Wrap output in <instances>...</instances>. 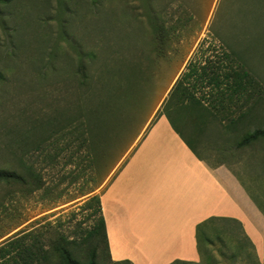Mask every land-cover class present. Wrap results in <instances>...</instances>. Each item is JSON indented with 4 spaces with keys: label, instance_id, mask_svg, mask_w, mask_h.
Masks as SVG:
<instances>
[{
    "label": "rangeland",
    "instance_id": "1",
    "mask_svg": "<svg viewBox=\"0 0 264 264\" xmlns=\"http://www.w3.org/2000/svg\"><path fill=\"white\" fill-rule=\"evenodd\" d=\"M159 23L170 32L166 58L154 48L151 26ZM192 69L204 84L182 82L214 116L182 109L179 118L167 103ZM235 73L252 88L227 90ZM212 77L221 88L208 84ZM163 108L211 165L229 166L264 207V138L237 146L264 129V0H0V169L21 174L31 164L46 187L28 195L0 184V228L19 225L0 246L33 233L47 254L34 264H60L52 251L59 238L84 259L96 219L85 202ZM106 151L104 161L120 159L97 187L89 165ZM208 239L198 264H264L227 220ZM96 259L113 264L101 241Z\"/></svg>",
    "mask_w": 264,
    "mask_h": 264
},
{
    "label": "crops",
    "instance_id": "2",
    "mask_svg": "<svg viewBox=\"0 0 264 264\" xmlns=\"http://www.w3.org/2000/svg\"><path fill=\"white\" fill-rule=\"evenodd\" d=\"M115 172L100 193L111 262L198 264L219 220L239 223L264 260V214L248 186L225 163L211 165L167 116L143 131Z\"/></svg>",
    "mask_w": 264,
    "mask_h": 264
},
{
    "label": "trees",
    "instance_id": "3",
    "mask_svg": "<svg viewBox=\"0 0 264 264\" xmlns=\"http://www.w3.org/2000/svg\"><path fill=\"white\" fill-rule=\"evenodd\" d=\"M153 33V42L154 48L158 55V57H165V50L168 46L169 34L162 24H155L151 26ZM205 74V73H203ZM190 78L193 79L194 84L203 83V75L198 73L196 69H192L191 73L188 75H184L175 85L170 93V97L167 99V103L172 100L173 109L175 111V115L179 118H182V109H190L191 112H197V118L202 114L199 112H204L206 116H214V113L208 107L202 104V101L196 99L195 94L191 91L190 83L184 84L182 82L183 79ZM226 80L231 79V75H226ZM247 75L245 73H235L232 75V84L228 85L227 90H231L233 94H238L239 92H245V84H248L250 88H252L253 83L251 79H248L247 83L245 79ZM208 84L215 89H219L222 87V81L218 78H210ZM165 108V105H164ZM161 115H166L167 111H164ZM172 110V109H171ZM200 114V115H199ZM244 115H242V118ZM168 118V117H167ZM169 119V118H168ZM196 119V117H195ZM171 121V120H170ZM172 123V122H171ZM173 124V123H172ZM264 138V129H256L246 135H244L240 142H238V148L249 146L252 143L257 142L260 139ZM47 142V141H45ZM40 150H44L42 145H39ZM60 150H62L60 148ZM109 152L106 151L101 155V163L94 156L91 157V162L89 167L92 168L95 174L97 187H100L105 180L108 178L110 173L116 167L119 162L118 158L115 161H104V159L109 156ZM49 158V157H48ZM52 161V159H51ZM121 168V167H120ZM120 168L115 172L111 179L115 177ZM94 178V179H95ZM65 177L62 178L63 181ZM60 181V182H61ZM74 181H76V177H74ZM12 184L19 186L26 194L31 195L35 192L45 190V183L42 178L37 174L34 167L30 164H23V173H17L16 171H7L0 169V184ZM48 190V189H46ZM93 192V189H88L87 192L81 194V196L88 195ZM250 192V191H249ZM252 200L255 202L256 206L260 211L264 214V207L256 199L250 194ZM85 208L89 211V216L96 218L94 226L88 231L87 238L93 241L95 244L92 249L88 252L87 256L84 259H80L75 255L74 250L69 249V244L71 242L64 244L63 239L59 238L52 245V251L55 255L59 257L60 264H98L97 262V250L99 249L100 241L103 243L105 250L107 252V256L109 257L108 252V244L105 235V222L101 213L100 207V195H94L90 197L85 202ZM229 223L233 224L238 232L243 236V238L247 241L248 239L244 236L242 228L239 223L236 221H229ZM209 222H205L199 226L197 229V233H204L205 229L208 228ZM19 225L16 224L9 229H5L4 227L0 228V239L8 235L11 229H16ZM214 229V228H213ZM18 235H14L8 239H6L2 245L0 246V264H34L46 259L47 254L43 251L41 244L37 242L36 236L33 233L25 234L21 237H17ZM28 239H31L32 242H28ZM208 243H210L208 239ZM73 244V243H72ZM250 244V243H249ZM110 260V259H109ZM113 263V262H112ZM113 264H130L128 261L117 262ZM172 264H193L182 261H175Z\"/></svg>",
    "mask_w": 264,
    "mask_h": 264
}]
</instances>
